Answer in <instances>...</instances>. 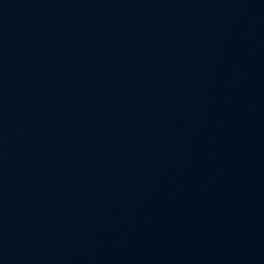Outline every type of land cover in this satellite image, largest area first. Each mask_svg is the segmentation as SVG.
<instances>
[{
	"label": "water",
	"instance_id": "95a60500",
	"mask_svg": "<svg viewBox=\"0 0 264 264\" xmlns=\"http://www.w3.org/2000/svg\"><path fill=\"white\" fill-rule=\"evenodd\" d=\"M0 264H264V0H0Z\"/></svg>",
	"mask_w": 264,
	"mask_h": 264
}]
</instances>
